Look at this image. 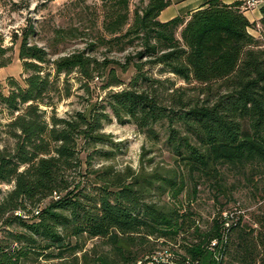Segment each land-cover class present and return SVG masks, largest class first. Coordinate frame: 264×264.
Instances as JSON below:
<instances>
[{
	"label": "trees",
	"instance_id": "trees-1",
	"mask_svg": "<svg viewBox=\"0 0 264 264\" xmlns=\"http://www.w3.org/2000/svg\"><path fill=\"white\" fill-rule=\"evenodd\" d=\"M172 1L131 12L130 0H100L99 22L53 28L46 47L34 20L13 35L23 79L0 83V264H264V196L252 224L219 208L205 228L178 200L202 183L225 196L229 175L248 187L264 178V7L258 24L221 0L160 22ZM76 40L82 49L58 51ZM9 51L0 41V57ZM130 70L126 87L58 117L71 75L90 95L95 79L118 88ZM112 120L171 163L142 148L137 169H117Z\"/></svg>",
	"mask_w": 264,
	"mask_h": 264
},
{
	"label": "rangeland",
	"instance_id": "rangeland-1",
	"mask_svg": "<svg viewBox=\"0 0 264 264\" xmlns=\"http://www.w3.org/2000/svg\"><path fill=\"white\" fill-rule=\"evenodd\" d=\"M148 0H130L129 8L132 12L134 8L141 4H146ZM101 3L100 0H0V41L3 48H10L11 51L0 57V62L8 57L11 63L0 68V83L7 90V80L12 78L19 84H22L23 69L22 62L18 59V45L11 44L14 34H19L20 30L26 25L28 20H34L38 29V37L36 43L40 46H48V39L51 37V30L56 27L77 26L80 20H83L85 27L88 26V20L100 21ZM94 32H92V35ZM257 37V34L253 33ZM83 41L76 40L68 42L58 47V51L62 54L69 53L75 49H82ZM103 52L99 51L98 56ZM109 57L122 60L121 54H109ZM152 74L161 80H169L174 83L175 87H185V85L171 75L159 74L158 68L152 70ZM133 72L130 70L127 74L121 76L125 83L118 88L103 89V80L95 79L90 85V95L86 89L81 86L76 75L69 77V83L72 88V96L63 100L56 109L58 117H64L65 114L74 111H82L87 105V100L91 102H99L105 97L109 90H118L126 87ZM6 113L0 115L5 118ZM103 131L113 136V141L120 144L121 151L112 163L117 169L129 166L137 169L140 163V155L142 148L150 150L145 160L153 158L156 164L168 165L171 163L169 154L161 144L153 145L144 139L132 125L119 126L114 120L104 126ZM95 163V162H94ZM94 165H97L95 163ZM255 187H248L246 183L238 182L231 175L227 178L226 195H218L211 189L207 183H202L198 187L197 195L192 198L191 192L183 194L179 197L182 203H189L191 208L198 216V223L205 228L210 225L219 208H223V218L232 217L233 214H244L245 221L252 224L253 217L260 212L259 207L262 204L260 196H264V178H257ZM257 188V189H255ZM3 190L9 189L2 186ZM239 209L240 212L233 211ZM228 210V211H227ZM94 241H89L86 248H89ZM169 256L162 257L166 261Z\"/></svg>",
	"mask_w": 264,
	"mask_h": 264
},
{
	"label": "crops",
	"instance_id": "crops-1",
	"mask_svg": "<svg viewBox=\"0 0 264 264\" xmlns=\"http://www.w3.org/2000/svg\"><path fill=\"white\" fill-rule=\"evenodd\" d=\"M211 0H173L172 4L164 9L158 17L160 22H167L179 16H185ZM249 0H221L225 5H232L235 3L244 4ZM244 16L250 23L258 24L261 19V12L259 9H251L244 12Z\"/></svg>",
	"mask_w": 264,
	"mask_h": 264
},
{
	"label": "built area",
	"instance_id": "built-area-1",
	"mask_svg": "<svg viewBox=\"0 0 264 264\" xmlns=\"http://www.w3.org/2000/svg\"><path fill=\"white\" fill-rule=\"evenodd\" d=\"M264 7V0H249L242 6V10L248 11L251 9H261ZM215 242L211 244V247L215 246ZM167 264H175V263H167Z\"/></svg>",
	"mask_w": 264,
	"mask_h": 264
}]
</instances>
